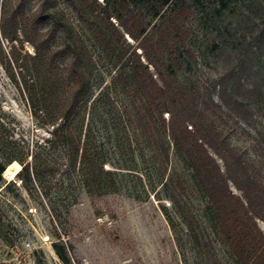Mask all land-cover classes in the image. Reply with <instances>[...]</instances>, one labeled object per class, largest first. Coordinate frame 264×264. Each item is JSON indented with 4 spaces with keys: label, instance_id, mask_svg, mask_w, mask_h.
<instances>
[{
    "label": "trees",
    "instance_id": "1",
    "mask_svg": "<svg viewBox=\"0 0 264 264\" xmlns=\"http://www.w3.org/2000/svg\"><path fill=\"white\" fill-rule=\"evenodd\" d=\"M30 1L0 0V65L36 125L48 134L31 143L25 137L15 139L0 105V187L15 185L16 181L6 184L2 174L17 161L19 185L46 200L59 240L53 243L59 258L68 262L59 227L78 196L118 193L124 173L139 172L136 165L111 163L100 141L104 110L115 109L113 92L125 102L121 113H126V123L123 119L117 123L143 134L146 146L160 160L158 177L164 176L169 160L165 137L182 161L187 173L170 174L162 183L174 187L179 196L169 197L171 202L180 206L183 196L186 207L190 179L207 199L211 227L227 248L232 264H264V234L257 224V220L264 222V177L215 128L199 105V88L177 75L179 57L196 60L187 24L193 15L191 4L186 0H104L93 18L79 0H66L87 24L89 35H82L56 8L57 0H36L35 10L29 13ZM258 14L255 30H251L255 41L251 57L264 51V13ZM154 19L157 22L149 27ZM4 41L9 44L7 51ZM24 43L33 50H25ZM213 49L220 52L216 45ZM96 56L110 72L115 69L106 87L100 85ZM244 56V52L237 55L235 69L225 70L213 87L219 99L216 106L239 116L245 109L236 92L245 97L257 94L246 76L250 66ZM213 92H208L210 101ZM257 144L264 155V131ZM181 214L188 219L185 209Z\"/></svg>",
    "mask_w": 264,
    "mask_h": 264
},
{
    "label": "rangeland",
    "instance_id": "2",
    "mask_svg": "<svg viewBox=\"0 0 264 264\" xmlns=\"http://www.w3.org/2000/svg\"><path fill=\"white\" fill-rule=\"evenodd\" d=\"M79 1L93 18L105 4L104 0ZM186 1L193 8L187 24L196 60L179 57L177 75L180 80L191 81L199 88V105L210 116L215 128L264 177V155L257 144L259 133L264 131V51L250 56L255 42L251 40V30H255L258 13H264V0ZM36 6L37 1L31 0L28 12H33ZM56 8L67 15L79 33L89 35L87 24L79 19L66 0H57ZM110 20L117 25L115 18ZM156 22L151 20L149 27ZM125 37L135 43L127 35ZM85 42L89 44L91 40L85 38ZM213 45L220 52L214 50ZM4 48L9 49L7 41H4ZM24 49L33 50L27 43ZM243 52L250 66L246 76L257 94L245 97L243 92H236L245 109L244 115L239 116L233 110L216 106L219 99L213 87L225 70L235 69L237 55ZM96 61L101 73L100 85L106 87L115 69L110 72L104 60L97 56ZM149 69L153 72L151 66ZM210 91L213 92L212 101L207 97ZM111 99H114L115 109L110 113L104 110L100 141L111 163L122 167L136 165L141 177L135 175L139 173L135 171L124 173L118 193L104 196L81 193L78 196L59 227L68 259L65 263L53 247L59 240L54 235L46 200L19 185L15 175L20 164L13 161L2 177L6 184L16 181L15 185L9 183L4 189L0 187V264H232L227 248L211 227L207 199L190 179L186 207L183 196L180 206L169 199L179 197L174 187L162 186L170 174L187 173L174 154L169 138L165 137L169 144V160L165 162L166 170L160 179L157 170L160 160L146 146L143 134L133 126L126 124L123 128L117 123L119 119L126 123V113H121L124 100L113 92ZM0 105L7 114L15 139L25 137L31 143L47 136L46 129L36 125L25 100L1 65ZM218 162L222 166V162ZM106 166L111 168L109 164ZM231 189L236 192L232 186ZM184 209L188 219L181 214ZM257 224L264 234V222L257 220Z\"/></svg>",
    "mask_w": 264,
    "mask_h": 264
}]
</instances>
